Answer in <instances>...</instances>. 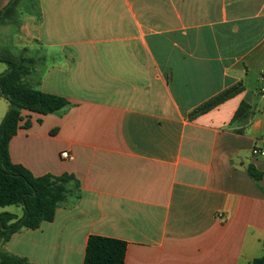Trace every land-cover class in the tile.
Listing matches in <instances>:
<instances>
[{
    "label": "crops",
    "instance_id": "0c3cea01",
    "mask_svg": "<svg viewBox=\"0 0 264 264\" xmlns=\"http://www.w3.org/2000/svg\"><path fill=\"white\" fill-rule=\"evenodd\" d=\"M11 1L0 0V12ZM39 7V24L26 26L38 53L26 80L70 105L48 115L23 111L10 158L36 177L71 174L79 187L52 222L22 228L0 253L83 264L89 237L98 235L127 243L125 264L262 257L264 157L252 151L264 147V0ZM0 64L1 76L9 66ZM237 84L239 94L190 117ZM9 109L0 96V124ZM249 165L263 174L260 183Z\"/></svg>",
    "mask_w": 264,
    "mask_h": 264
},
{
    "label": "trees",
    "instance_id": "16d2710c",
    "mask_svg": "<svg viewBox=\"0 0 264 264\" xmlns=\"http://www.w3.org/2000/svg\"><path fill=\"white\" fill-rule=\"evenodd\" d=\"M23 0H12L0 12V24L14 21L17 7ZM39 5V0H34ZM0 62L9 66L0 76V96L10 104V109L0 124V208L17 206L22 215L4 212L0 214V245L22 228L38 229L42 222H52L56 209L79 187L75 176L47 174L36 177L10 158L9 145L18 133L24 120L23 111L48 115L70 105L67 98L42 92L26 81L34 64L32 59H15L11 54L0 56ZM243 90L241 84L234 85L196 108L190 117L204 114ZM31 125L27 120L26 128ZM248 173L260 183L263 174L254 166H248ZM264 245V242H263ZM127 243L120 239L91 235L88 239L83 264H125ZM0 264H31L26 258L0 253ZM252 264H264V255L253 260Z\"/></svg>",
    "mask_w": 264,
    "mask_h": 264
},
{
    "label": "rangeland",
    "instance_id": "374dc122",
    "mask_svg": "<svg viewBox=\"0 0 264 264\" xmlns=\"http://www.w3.org/2000/svg\"><path fill=\"white\" fill-rule=\"evenodd\" d=\"M14 18V21L9 20L6 24H0V56L11 54L15 59L36 60L38 53L31 51L29 45L34 39L26 33L28 32L26 26L28 20H32L35 25L39 24L41 20L39 5L34 4V0H23L17 7ZM0 67H5V64H0ZM17 208V206L0 208V214L4 212L19 214Z\"/></svg>",
    "mask_w": 264,
    "mask_h": 264
},
{
    "label": "built area",
    "instance_id": "2783aa9c",
    "mask_svg": "<svg viewBox=\"0 0 264 264\" xmlns=\"http://www.w3.org/2000/svg\"><path fill=\"white\" fill-rule=\"evenodd\" d=\"M262 80H263V88L261 89V91L264 92V78ZM252 154L254 157H264V147L255 146L252 151ZM61 157L63 159H68V160L74 159V157L68 152H63L61 154Z\"/></svg>",
    "mask_w": 264,
    "mask_h": 264
},
{
    "label": "water",
    "instance_id": "95a60500",
    "mask_svg": "<svg viewBox=\"0 0 264 264\" xmlns=\"http://www.w3.org/2000/svg\"><path fill=\"white\" fill-rule=\"evenodd\" d=\"M5 98V96H3Z\"/></svg>",
    "mask_w": 264,
    "mask_h": 264
}]
</instances>
